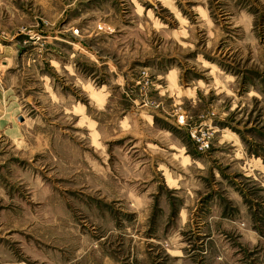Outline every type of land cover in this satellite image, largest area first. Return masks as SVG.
I'll use <instances>...</instances> for the list:
<instances>
[{
  "label": "rangeland",
  "instance_id": "obj_1",
  "mask_svg": "<svg viewBox=\"0 0 264 264\" xmlns=\"http://www.w3.org/2000/svg\"><path fill=\"white\" fill-rule=\"evenodd\" d=\"M0 264H264V0H0Z\"/></svg>",
  "mask_w": 264,
  "mask_h": 264
},
{
  "label": "built area",
  "instance_id": "obj_2",
  "mask_svg": "<svg viewBox=\"0 0 264 264\" xmlns=\"http://www.w3.org/2000/svg\"><path fill=\"white\" fill-rule=\"evenodd\" d=\"M181 120L183 119V117L181 116V117H179Z\"/></svg>",
  "mask_w": 264,
  "mask_h": 264
},
{
  "label": "crops",
  "instance_id": "obj_3",
  "mask_svg": "<svg viewBox=\"0 0 264 264\" xmlns=\"http://www.w3.org/2000/svg\"><path fill=\"white\" fill-rule=\"evenodd\" d=\"M100 109H102V107H100Z\"/></svg>",
  "mask_w": 264,
  "mask_h": 264
}]
</instances>
